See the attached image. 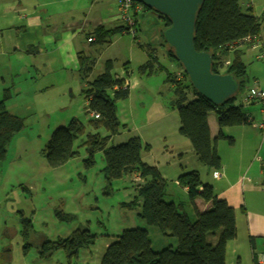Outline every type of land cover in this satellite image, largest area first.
Wrapping results in <instances>:
<instances>
[{
	"label": "rangeland",
	"instance_id": "374dc122",
	"mask_svg": "<svg viewBox=\"0 0 264 264\" xmlns=\"http://www.w3.org/2000/svg\"><path fill=\"white\" fill-rule=\"evenodd\" d=\"M25 1L0 0V28L4 29V36L0 34L3 41H0L5 47L0 49V98L5 88H11L13 96L9 110L24 117L25 121V127L15 134L8 145L6 158L0 164V264H101L108 243L124 229L136 226L148 228L156 250H161L164 245L176 246V237L164 236L157 226L148 225L140 218V203L135 202L132 207L124 205L138 196L135 186L142 180L136 182L133 174H128L109 183L103 170L102 151L94 155V165L87 167L84 164L88 153L81 144L86 134L75 140L79 154L59 167L50 166L42 153L53 131L67 125L74 117L86 125V133L109 134L104 127L94 128L89 124L88 101L82 91L88 81L105 71L107 61L112 60L113 74L126 77L132 85L129 97L116 103L121 126L112 134L109 146L139 136L144 145L141 151L143 161L157 166L168 182L167 200L174 198L192 219L196 218L188 192L175 180L182 172L191 169L199 170L205 182L213 184L212 180L217 182V178L213 175L214 170L199 160L190 139L179 130L180 115L172 106L175 95L171 83L167 82L166 69L175 74L183 69L168 55L169 47L162 35L164 19L149 10L134 14L136 32H116L111 41L105 43H89L88 31H80L74 42L92 65L86 75L78 61L68 63L62 48L52 50V45L38 44L40 29L18 32L12 27V24H25L18 11L20 3ZM108 1L116 9V0ZM252 2V12L261 17L264 34V0H240L244 11H249L248 4ZM61 13L63 23L72 16L79 21L83 18L80 11H73L68 18L66 13ZM51 22L56 23L55 20ZM122 24L124 22L120 21L108 26L112 29ZM248 47H244L243 59L247 64L249 89L257 85L255 76L264 77V60L256 59L261 53L259 48ZM148 50L157 55L163 66L151 74L139 69L149 58ZM35 54L36 62L48 59L45 55L54 56V71L41 76L43 69L40 65L35 64L39 69L28 67L33 58L31 55ZM261 118L259 114L256 120ZM254 133L253 129L249 130L248 137H253ZM256 133L260 147L263 138L260 132ZM226 134L233 136L232 133ZM241 143L242 140L236 146H230L228 138L217 139L218 152L226 165L234 166L239 160V166H245L246 162L248 165L247 150L238 155L243 147ZM145 145L149 148L146 149ZM57 210L71 213L73 218L61 219ZM20 212L33 224L28 238L21 231ZM83 228H89L98 237L94 245L82 248L77 256L69 257L64 250L47 257L41 255L40 247L46 239L67 237ZM25 244L29 245L26 253Z\"/></svg>",
	"mask_w": 264,
	"mask_h": 264
},
{
	"label": "trees",
	"instance_id": "16d2710c",
	"mask_svg": "<svg viewBox=\"0 0 264 264\" xmlns=\"http://www.w3.org/2000/svg\"><path fill=\"white\" fill-rule=\"evenodd\" d=\"M145 9L152 11L147 6ZM252 9L249 3V11H244L240 0H205L197 11L194 31L196 49L212 55L213 72L230 73L239 84L238 91L219 104L213 103L193 86L188 73L177 59L174 48L165 40L169 47L168 55L176 59L183 69L181 79L175 72L166 69L167 82L172 84L175 95L172 106L180 115L179 130L190 139L199 160L213 170L222 169L223 163L211 139L208 113L216 110L218 114L220 130L215 141L226 137L232 144L234 138L228 136L224 128L251 123L246 108L253 104L246 103L244 96L252 87H247L248 71L243 59V50L245 46L255 43L245 40L247 36L251 35L255 41L260 39L263 24L261 17L252 12ZM162 18L165 30L172 21L169 17ZM125 30L129 32L125 24L112 29L98 25L88 31L87 39L93 38L92 43H105L111 41L114 33ZM231 52L233 58L228 57ZM150 56L149 60L140 65L141 72L151 74L158 67L163 68L156 55ZM79 59L81 71L84 70L87 75L92 70L89 57L81 51ZM228 60L230 64L226 65ZM112 69L113 62L108 60L105 71L88 81L87 87L82 91L88 101L89 124L94 128L104 127L109 134L86 133V125L74 117L67 125L59 126L53 131L42 153L50 166L59 167L79 154L75 149V140L86 134L81 144L88 153L84 164L87 167L94 165V155L97 151H102L105 159L103 170L109 183L124 175L140 172L144 181L135 186L138 196L124 205L132 207L135 202L140 203V218L148 225L157 226L164 236L176 237L177 245L171 244L156 250L147 227L126 228L116 235L115 240L108 243L101 264H227V245L238 235L236 210L225 198L217 195L214 185L203 181L199 170L196 169L182 172L178 176V183L188 188V195L193 204L197 197L211 202V206L205 211H199L194 205L196 218L192 219L181 203L167 200L168 182L157 166L143 161L141 151L144 145L139 136L109 146L112 134L117 133L121 126L116 103L128 98L131 92L126 77H116ZM256 83L259 84L258 80ZM12 96L11 88L7 87L0 98V164L6 158L8 145L15 134L25 127L24 117L7 108V101ZM92 113H98L99 116L96 117ZM145 148L148 149L149 146L145 145ZM56 213L61 219L73 218L71 213L62 210H57ZM20 214L21 231L24 237L28 238L33 224L30 218L25 217L22 212ZM210 235L218 236L216 243L210 241ZM97 237L98 235L89 228L77 229L67 237L46 239L40 247V252L43 257L58 250H64L69 257L77 256L82 248L94 245ZM28 246H24L25 253Z\"/></svg>",
	"mask_w": 264,
	"mask_h": 264
},
{
	"label": "crops",
	"instance_id": "0c3cea01",
	"mask_svg": "<svg viewBox=\"0 0 264 264\" xmlns=\"http://www.w3.org/2000/svg\"><path fill=\"white\" fill-rule=\"evenodd\" d=\"M81 1H83V3H81ZM86 1L88 2L87 4H85ZM111 4L112 3L108 0H26L25 2L20 3L18 10L20 19L24 21L25 24L19 26L12 24V27L16 28L18 32H28L30 30L40 29L41 40L38 44L45 43L52 45V50L62 48L65 57L67 56L68 63L74 64L78 61L80 67L79 52L81 51H79L78 46L74 42L75 36L80 35V31H92L98 25L109 27L108 25H112L115 22H123L118 6L115 9ZM1 5L2 4H0V7H2ZM250 5L254 8L253 2L250 3ZM73 11H80L83 16L82 21L76 20V18L72 16L70 19H67V22L63 23L60 17L64 18V15H62L61 12L64 14L66 13L68 18V15L73 13ZM145 11L146 10L143 9L139 13L144 14ZM52 20H55L56 23H52ZM3 30V28H0L1 37L4 36ZM0 40L3 41L2 38H0ZM261 43L264 47V34L262 31L260 35V44ZM249 47L255 49L252 46ZM1 48L5 49L0 41V49ZM16 49L19 50L18 48ZM243 51L245 52V49ZM147 52L149 57L147 60H149L151 57L150 55H153V53L149 50ZM230 55L231 58H233L232 52L228 57H230ZM31 56L33 58L31 60V65L28 67L39 69L35 64L37 63L40 65L41 70L43 69V72H40L41 76L49 75L54 71V56L45 55L48 59H44L41 62H36V54ZM256 59L260 60L257 57ZM26 69L29 71L27 67ZM256 80H258L260 85L261 83L264 85V77L261 75L260 77L255 76L254 81ZM254 81L252 85L254 84ZM127 83H129L131 87L132 84L129 79H127ZM134 84H137V82ZM263 85H261V87H264ZM11 102L12 98L7 101L8 109L11 107ZM260 109V104H253L246 108L249 116L254 118H257L258 115L261 114ZM208 122L211 131V139L216 146L217 141H215V138L220 130L216 110H211L208 113ZM252 129L255 132L254 136L248 137V132ZM224 131L226 133H232L233 135L234 143L231 144L229 142L230 146H236L237 142L242 140L241 144L243 147L238 153L239 156L244 154V149H246L248 153V165L246 162L247 166H239L238 164L240 160L238 164L235 163L234 166H228L225 164V161L222 160L224 175L222 177H216L217 182L212 180L217 195L225 198L229 205L233 206L236 210L238 235L227 245L226 262L227 264H259L258 252L264 250V173L262 171V163L255 157L258 151L259 153H264V150L262 146L258 147L259 140L257 137L258 134L256 133L258 130L251 124L228 126L224 128ZM176 181L177 180H175V182ZM183 188L188 192L187 187ZM172 201L177 203L174 198ZM193 205H195L199 211H205L211 206V202H207L203 198L197 197ZM217 237V235H210L209 239L212 243H216ZM163 241H166V239H163Z\"/></svg>",
	"mask_w": 264,
	"mask_h": 264
},
{
	"label": "water",
	"instance_id": "95a60500",
	"mask_svg": "<svg viewBox=\"0 0 264 264\" xmlns=\"http://www.w3.org/2000/svg\"><path fill=\"white\" fill-rule=\"evenodd\" d=\"M152 9L172 24L164 32L166 42L174 48L177 59L188 73L193 86L213 103L219 104L238 91L239 84L230 73H215L213 58L199 51L194 43L196 14L205 0H135Z\"/></svg>",
	"mask_w": 264,
	"mask_h": 264
},
{
	"label": "built area",
	"instance_id": "2783aa9c",
	"mask_svg": "<svg viewBox=\"0 0 264 264\" xmlns=\"http://www.w3.org/2000/svg\"><path fill=\"white\" fill-rule=\"evenodd\" d=\"M118 10L120 12L121 18L124 24L128 27V31L136 32L135 26L137 24L136 18L134 14L139 13L141 10L144 9V5L142 3L136 2L135 0H116ZM133 13V14H132ZM245 40L251 42L254 41L255 43L252 45L254 48H259L261 53L257 55V58L260 60H264V47L260 44V39L255 41L254 38L249 35L245 38ZM89 41H93V38H89ZM230 64V61H226V65ZM177 77L181 79L183 77V72H178ZM244 101L248 104H260V110L262 118L260 120H256V118L249 116L250 124L256 128L262 135L263 142L261 144L264 150V87L260 85L252 87L244 96ZM96 117L99 116L98 113H92V115ZM256 158L262 163V171L264 173V153H257ZM214 177H222L224 175L223 168L216 169L213 172ZM134 180H142L137 182L136 185L141 184L144 179L141 176L140 172L133 173ZM258 262L259 264H264V250L258 252Z\"/></svg>",
	"mask_w": 264,
	"mask_h": 264
},
{
	"label": "clouds",
	"instance_id": "9594fccd",
	"mask_svg": "<svg viewBox=\"0 0 264 264\" xmlns=\"http://www.w3.org/2000/svg\"><path fill=\"white\" fill-rule=\"evenodd\" d=\"M137 2V1H136ZM139 3H141V2H139ZM143 4V3H142ZM144 5V4H143ZM144 9H145V6H144ZM145 10H147V9H145ZM138 14V13H137ZM89 40V39H88ZM90 42H92V41H90Z\"/></svg>",
	"mask_w": 264,
	"mask_h": 264
}]
</instances>
